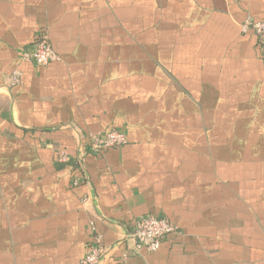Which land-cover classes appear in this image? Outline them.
<instances>
[{"label":"crops","instance_id":"obj_1","mask_svg":"<svg viewBox=\"0 0 264 264\" xmlns=\"http://www.w3.org/2000/svg\"><path fill=\"white\" fill-rule=\"evenodd\" d=\"M247 19L264 0H0V264H83L97 234L99 264H264ZM43 31L58 59L39 66L22 53ZM111 129L127 143L90 152ZM148 214L177 227L157 251L131 238Z\"/></svg>","mask_w":264,"mask_h":264},{"label":"built area","instance_id":"obj_2","mask_svg":"<svg viewBox=\"0 0 264 264\" xmlns=\"http://www.w3.org/2000/svg\"><path fill=\"white\" fill-rule=\"evenodd\" d=\"M242 30L247 32L252 30L259 37L260 47L264 53V21H254L247 19L242 24ZM22 59L25 61H34L39 66H45L51 61L58 59L56 51L53 49L46 31L41 32L34 47L31 50H25L22 53ZM21 78L20 72L11 75V83H19ZM88 149L94 154H100L109 148H119L127 143L125 133L111 129L97 134H90L88 139ZM59 159L68 161L70 158L64 152ZM82 178L76 177L72 181L73 186H77ZM176 226L167 217L161 215H141L135 220L134 228L131 232V238L135 242L136 249L145 248L148 251H157L163 239L176 231ZM106 246L103 243L101 234L93 237L87 255L82 260L83 264H99L106 253ZM127 259V256L125 255Z\"/></svg>","mask_w":264,"mask_h":264}]
</instances>
